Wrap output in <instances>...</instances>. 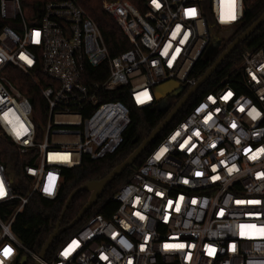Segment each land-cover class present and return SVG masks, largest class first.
I'll return each mask as SVG.
<instances>
[{
  "label": "built area",
  "instance_id": "obj_1",
  "mask_svg": "<svg viewBox=\"0 0 264 264\" xmlns=\"http://www.w3.org/2000/svg\"><path fill=\"white\" fill-rule=\"evenodd\" d=\"M28 1L0 0V208L20 201L0 218V264H12L19 251L40 264H264L263 49L243 52L240 79L205 94L154 147L112 196L117 207L108 219L93 215L49 261L20 245L11 226L33 194L54 200L63 169L121 145L129 108L104 100L109 93L124 88L145 109L162 83L188 90L196 62L226 41L223 30L236 33L244 15L242 0H104L130 45L111 58L80 0H48L34 11ZM15 74L45 102L39 141ZM11 152L28 160L26 198L12 190L4 165Z\"/></svg>",
  "mask_w": 264,
  "mask_h": 264
},
{
  "label": "trees",
  "instance_id": "obj_2",
  "mask_svg": "<svg viewBox=\"0 0 264 264\" xmlns=\"http://www.w3.org/2000/svg\"><path fill=\"white\" fill-rule=\"evenodd\" d=\"M48 0H29L27 3L32 11L39 10ZM104 0H80V7L86 12L87 16L99 29L102 41L111 58L127 51L130 48L127 39L113 20L102 9ZM113 1V0H107ZM243 2V20L240 28L236 31L230 41L222 42L218 48L211 54L199 59L188 78L195 82L206 72L216 58L223 52L229 43L239 36L264 12V0H242ZM24 12L26 9L24 7ZM264 50V22L258 27L244 42L239 44L234 51L227 56L223 63L213 72V74L200 86V88L187 100L186 104L174 117V119L156 136L147 149L139 156L132 166L127 168L120 176L115 178L103 191L96 204L88 210L83 217L73 227L64 230L58 235L46 252L45 260L49 261L59 246L68 238L75 235L77 231L95 214L108 219L115 211L117 205L112 201V196L120 186L126 183L135 170L143 163L150 152L157 146L167 134L188 114L194 106L203 98L205 94L221 86L222 82H229L232 85L240 79L238 66L240 56L243 52ZM93 73V72H92ZM18 83L15 86L32 106V122L36 131V139L39 141L42 133V126L46 120V105L40 96L39 90L30 85L25 79L19 78L15 74ZM95 77H93L94 79ZM102 82L103 79H94ZM167 98L160 106L155 104L149 108L137 109L128 98L127 90L116 88L110 92L104 100L121 102L129 108L130 124L122 136V142L119 148L111 155L100 160L91 161L87 156H81L80 165L73 169H63L61 172V182L57 196L54 200H45L40 196L33 194L27 201L20 213H18L11 226V233L18 240L20 245L38 255L47 241L48 237L55 230V225L64 208L67 198L74 190L93 181H99L106 177L112 169L123 162L150 134V132L166 117L168 112L176 105L179 99L184 95ZM27 157H18L14 152L5 157L4 165L8 166L12 172V190L19 198H26L29 189L28 177L23 172ZM90 193L81 191L77 193L69 203L63 218L60 222V228H64L76 217L80 209L88 202ZM20 205V201L13 200L0 208V218L3 221L8 220ZM24 253L19 251L12 264H19V260ZM25 264H34L27 258Z\"/></svg>",
  "mask_w": 264,
  "mask_h": 264
},
{
  "label": "water",
  "instance_id": "obj_3",
  "mask_svg": "<svg viewBox=\"0 0 264 264\" xmlns=\"http://www.w3.org/2000/svg\"><path fill=\"white\" fill-rule=\"evenodd\" d=\"M264 22V12L255 20L248 28H246L239 36L234 38L226 49L220 53L216 60L212 63L210 68L189 88L184 95L179 99L176 105L168 112L166 117L150 132V134L139 144V146L119 165H117L112 171L103 179L99 181L89 182L78 189L71 192L64 208L60 214V217L55 225V230L48 237L44 246L42 247L40 253L38 254L39 261H42L46 255L47 250L51 246L54 239L60 235L66 229L73 227L83 215L90 210L97 202L98 198L102 195L105 188L118 176H120L127 168L132 166L134 162L139 158V156L147 149L151 142L156 138V136L174 119L182 107L186 104L187 100L200 88V86L213 74V72L223 63V61L229 56L234 49L244 42L258 27ZM235 34L234 28H226L220 34V37L226 41H230ZM219 43L214 44V48H217ZM184 86L176 81H168L158 85L154 89V100L159 106L169 97L179 96L184 92ZM86 191L90 193L88 202L80 209L76 217L70 222V224L64 228H60V222L63 215L68 207L69 203L73 197L81 192ZM27 258L25 256L21 257L19 264H25ZM34 264H40L35 262Z\"/></svg>",
  "mask_w": 264,
  "mask_h": 264
},
{
  "label": "snow or ice",
  "instance_id": "obj_4",
  "mask_svg": "<svg viewBox=\"0 0 264 264\" xmlns=\"http://www.w3.org/2000/svg\"><path fill=\"white\" fill-rule=\"evenodd\" d=\"M153 2L154 3H156V0H153ZM235 3V0H233V4ZM157 7H159V4H157L156 5ZM196 14V12H195V9H191V10H188L187 11V15H190V16H194ZM222 19L224 18L223 17V14H222V17H221ZM236 17H235V14L233 13L230 17H229V19H232V20H234ZM38 35V34H37ZM23 58V57H22ZM26 59V58H25ZM29 63H31V61H28ZM146 95V94H145ZM231 95V93H229L228 94V96H230ZM228 96H225L224 97V99H228ZM241 111H243V108H241ZM253 111H255L254 109H253ZM250 115H251V113H249ZM258 115V114H257ZM211 117L209 116L208 117V119H210ZM253 118H255V117H253ZM233 127H235V124H233ZM197 135H199V133H196ZM173 139H175V137H173ZM164 151H167V149H162L161 150V153L159 154V155H162L163 154V152ZM159 155L157 156V159H159ZM197 175H200V173H197ZM46 191H50L51 190V188L49 187V188H46L45 189ZM4 194V192H3V186H2V184H0V196H2ZM261 231H264V229H262ZM182 247V246H181ZM10 252V249H5V254H8Z\"/></svg>",
  "mask_w": 264,
  "mask_h": 264
},
{
  "label": "flooded vegetation",
  "instance_id": "obj_5",
  "mask_svg": "<svg viewBox=\"0 0 264 264\" xmlns=\"http://www.w3.org/2000/svg\"><path fill=\"white\" fill-rule=\"evenodd\" d=\"M214 49H216V50H217V49H219V48L217 47V48H214Z\"/></svg>",
  "mask_w": 264,
  "mask_h": 264
},
{
  "label": "rangeland",
  "instance_id": "obj_6",
  "mask_svg": "<svg viewBox=\"0 0 264 264\" xmlns=\"http://www.w3.org/2000/svg\"><path fill=\"white\" fill-rule=\"evenodd\" d=\"M18 75V74H17Z\"/></svg>",
  "mask_w": 264,
  "mask_h": 264
}]
</instances>
